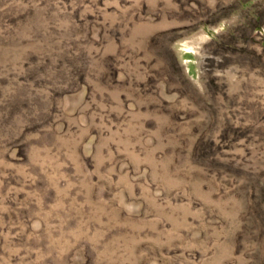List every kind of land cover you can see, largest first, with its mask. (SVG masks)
<instances>
[{
  "label": "rangeland",
  "instance_id": "rangeland-1",
  "mask_svg": "<svg viewBox=\"0 0 264 264\" xmlns=\"http://www.w3.org/2000/svg\"><path fill=\"white\" fill-rule=\"evenodd\" d=\"M0 264H264V0H0Z\"/></svg>",
  "mask_w": 264,
  "mask_h": 264
}]
</instances>
